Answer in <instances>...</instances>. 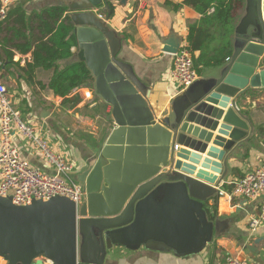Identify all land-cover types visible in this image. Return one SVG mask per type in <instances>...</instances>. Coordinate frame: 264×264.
<instances>
[{
    "label": "water",
    "instance_id": "water-1",
    "mask_svg": "<svg viewBox=\"0 0 264 264\" xmlns=\"http://www.w3.org/2000/svg\"><path fill=\"white\" fill-rule=\"evenodd\" d=\"M102 4L104 17L95 12ZM68 6L81 59L93 75L90 86L111 106L116 126L71 174L85 193L79 205L64 196L17 205L0 195V258L7 264H32L41 256L53 264H105L114 244L148 228L165 243H179L181 234L204 240L219 223L209 220L206 204L219 196L229 152L248 140L252 127L237 99L264 87V0H246L230 59L182 88L162 116L148 97L151 82L120 56L109 1L68 0ZM181 47L170 37L163 50L175 54ZM158 206L164 212L154 216Z\"/></svg>",
    "mask_w": 264,
    "mask_h": 264
},
{
    "label": "crops",
    "instance_id": "crops-1",
    "mask_svg": "<svg viewBox=\"0 0 264 264\" xmlns=\"http://www.w3.org/2000/svg\"><path fill=\"white\" fill-rule=\"evenodd\" d=\"M108 1L110 7H113L109 25L122 38L120 56L132 65L134 72L151 82L148 97L158 116H162V112L168 111L173 98L181 91L170 76L173 58L172 54L163 50L164 42L173 37L179 39L182 45L187 44L190 24L197 22L201 14L185 4L178 10L171 5L181 4L183 0ZM20 2L23 3L27 16L54 6L66 7L64 17L71 13L68 0ZM17 4L18 2L8 11ZM107 11L104 4L95 8L97 15L106 16ZM244 14L245 8L240 10L235 28ZM17 17L14 12L8 21H5L6 16L0 20L3 21L0 45L2 42L9 43L14 40L16 44L26 47L25 41L28 40L32 42V49L26 53L13 49L16 63L0 67V82L12 93L24 118L40 129L54 149L63 152L77 166L76 173L84 165L85 159L100 149L110 130L115 128V123L109 119L111 106L96 98L90 85L74 90V93L81 95L82 101L73 108L71 104L63 102L61 96L55 95L47 87L54 69L36 67L31 72L29 68L34 62L33 52L37 44L33 39L42 36L36 28L38 23L31 21L28 24L35 26L32 30L31 26L24 27V23L18 22ZM74 27L73 24V31ZM18 33H24L23 36L28 39L18 37ZM234 43L235 30L233 47ZM71 50L76 59L82 60L78 41ZM76 59L63 58L58 63L62 68ZM216 67L202 69L199 77L214 75ZM28 74H34L33 80L28 78ZM237 108L250 120L252 127L248 140L242 141L228 154V173L219 183V196L215 200L210 199L206 204L209 220L219 222L215 232L210 236L205 233L207 236L204 240L190 238V235L184 237L181 234L176 236L179 243H172L174 240L165 243L161 240L159 231L148 228L140 235L128 239L127 243L114 244L108 250L105 264H221L229 255L238 256L248 264H264V223L256 231H251L249 226L250 219L260 213L262 198L230 196L235 180L264 165V87L248 89L237 99ZM91 109L96 112L92 114L89 111ZM75 119L78 122L73 126ZM18 141L21 142L20 150L24 157L42 170L52 172L37 153L27 150L20 136ZM163 212L158 206L154 216ZM178 226L183 230L180 224ZM259 238H263L262 241L255 243ZM0 264L7 262L0 258Z\"/></svg>",
    "mask_w": 264,
    "mask_h": 264
},
{
    "label": "built area",
    "instance_id": "built-area-1",
    "mask_svg": "<svg viewBox=\"0 0 264 264\" xmlns=\"http://www.w3.org/2000/svg\"><path fill=\"white\" fill-rule=\"evenodd\" d=\"M19 1L0 0V20ZM172 58L170 76L180 89L199 78L193 54L186 44L172 54ZM19 136L27 150L37 153L52 172L42 170L22 155ZM76 169L77 166L63 152L53 148L37 126L24 118L12 93L0 82V195L11 198L17 205H27L34 200L46 201L55 196L67 197L79 205L85 193L82 185L71 179ZM230 196L262 198L260 213L253 216L249 224L250 230L256 231L264 223V165L235 180ZM32 264L53 262L41 256ZM221 264L248 263L238 256L229 255Z\"/></svg>",
    "mask_w": 264,
    "mask_h": 264
},
{
    "label": "trees",
    "instance_id": "trees-1",
    "mask_svg": "<svg viewBox=\"0 0 264 264\" xmlns=\"http://www.w3.org/2000/svg\"><path fill=\"white\" fill-rule=\"evenodd\" d=\"M171 3V2H170ZM187 5L201 14L200 19L190 24L187 37V48L193 54L194 65L200 73L206 67H215L225 64L233 54V34L240 10L246 6V0H183L181 4H172L175 10L182 5ZM112 15H113V7ZM65 6H54L41 12H33L26 15L23 3L17 4L7 12L5 21L16 12L17 21L30 26L31 21H37V26L42 34L34 37L37 41L33 55L34 62L29 65L31 72L36 67L53 68L47 87L53 90L55 95L61 96L63 102L76 107L82 97L74 90L82 86H89L93 81V75L84 61L74 57L71 48L77 45L76 35L73 32V24L69 15L64 17ZM106 13V12H105ZM1 23L0 21V28ZM35 29V26H31ZM19 34L18 37L23 36ZM27 40V36H23ZM16 44L14 40L0 45V67L15 64L14 50L26 53L31 51L32 42ZM25 44V43H24ZM63 58L76 59L65 67H60L58 61ZM28 78H34V74H28Z\"/></svg>",
    "mask_w": 264,
    "mask_h": 264
},
{
    "label": "rangeland",
    "instance_id": "rangeland-1",
    "mask_svg": "<svg viewBox=\"0 0 264 264\" xmlns=\"http://www.w3.org/2000/svg\"><path fill=\"white\" fill-rule=\"evenodd\" d=\"M89 111H91V113L92 114H94L96 111L94 110V109H91V110H89ZM95 117V116H94ZM76 122H78V121H76V119H75V122L73 121V126H74V124L76 123ZM72 125V124H71ZM181 220H182V218H181ZM180 220V221H181ZM182 222V221H181Z\"/></svg>",
    "mask_w": 264,
    "mask_h": 264
}]
</instances>
